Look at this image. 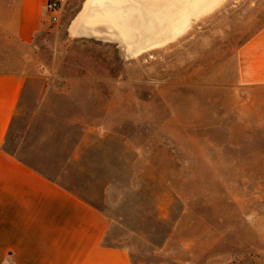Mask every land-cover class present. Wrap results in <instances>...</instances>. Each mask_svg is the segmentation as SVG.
<instances>
[{
    "label": "rangeland",
    "instance_id": "1",
    "mask_svg": "<svg viewBox=\"0 0 264 264\" xmlns=\"http://www.w3.org/2000/svg\"><path fill=\"white\" fill-rule=\"evenodd\" d=\"M12 1L0 72L25 82L5 149L103 211L131 264H264V86L240 87L237 68L264 0H223L134 58L76 35L85 0L20 45L3 29Z\"/></svg>",
    "mask_w": 264,
    "mask_h": 264
},
{
    "label": "crops",
    "instance_id": "2",
    "mask_svg": "<svg viewBox=\"0 0 264 264\" xmlns=\"http://www.w3.org/2000/svg\"><path fill=\"white\" fill-rule=\"evenodd\" d=\"M44 2L13 0L6 36L30 46L49 22ZM237 68L240 87L264 86V28L239 48ZM24 82L0 72V264H131L125 249L105 243L103 211L5 149Z\"/></svg>",
    "mask_w": 264,
    "mask_h": 264
},
{
    "label": "bare ground",
    "instance_id": "3",
    "mask_svg": "<svg viewBox=\"0 0 264 264\" xmlns=\"http://www.w3.org/2000/svg\"><path fill=\"white\" fill-rule=\"evenodd\" d=\"M223 0H85L72 21L76 35L104 38L138 57L166 46L187 31L192 20Z\"/></svg>",
    "mask_w": 264,
    "mask_h": 264
},
{
    "label": "built area",
    "instance_id": "4",
    "mask_svg": "<svg viewBox=\"0 0 264 264\" xmlns=\"http://www.w3.org/2000/svg\"><path fill=\"white\" fill-rule=\"evenodd\" d=\"M63 0H45L42 11L49 16V22L56 24L59 20L60 8Z\"/></svg>",
    "mask_w": 264,
    "mask_h": 264
}]
</instances>
